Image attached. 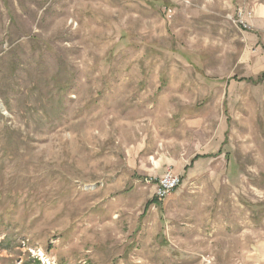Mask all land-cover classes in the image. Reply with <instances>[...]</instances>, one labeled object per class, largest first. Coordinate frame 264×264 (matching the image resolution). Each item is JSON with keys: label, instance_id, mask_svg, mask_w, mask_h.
Masks as SVG:
<instances>
[{"label": "rangeland", "instance_id": "obj_1", "mask_svg": "<svg viewBox=\"0 0 264 264\" xmlns=\"http://www.w3.org/2000/svg\"><path fill=\"white\" fill-rule=\"evenodd\" d=\"M262 1L0 0V264H264Z\"/></svg>", "mask_w": 264, "mask_h": 264}, {"label": "built area", "instance_id": "obj_2", "mask_svg": "<svg viewBox=\"0 0 264 264\" xmlns=\"http://www.w3.org/2000/svg\"><path fill=\"white\" fill-rule=\"evenodd\" d=\"M182 185V179L172 171H167L156 181V197L159 200L166 199Z\"/></svg>", "mask_w": 264, "mask_h": 264}, {"label": "crops", "instance_id": "obj_3", "mask_svg": "<svg viewBox=\"0 0 264 264\" xmlns=\"http://www.w3.org/2000/svg\"><path fill=\"white\" fill-rule=\"evenodd\" d=\"M254 10L256 13L263 14L264 13V2L262 1L261 4L254 6Z\"/></svg>", "mask_w": 264, "mask_h": 264}, {"label": "trees", "instance_id": "obj_4", "mask_svg": "<svg viewBox=\"0 0 264 264\" xmlns=\"http://www.w3.org/2000/svg\"><path fill=\"white\" fill-rule=\"evenodd\" d=\"M263 77H264V75H263ZM200 157L199 156H197L196 158H195V160L194 161H196L197 159H199Z\"/></svg>", "mask_w": 264, "mask_h": 264}]
</instances>
